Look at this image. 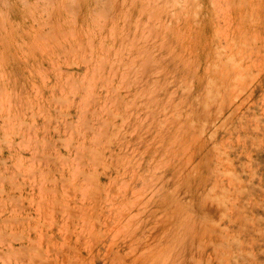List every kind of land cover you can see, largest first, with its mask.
<instances>
[{
	"label": "rangeland",
	"instance_id": "obj_1",
	"mask_svg": "<svg viewBox=\"0 0 264 264\" xmlns=\"http://www.w3.org/2000/svg\"><path fill=\"white\" fill-rule=\"evenodd\" d=\"M0 264H264V0H0Z\"/></svg>",
	"mask_w": 264,
	"mask_h": 264
},
{
	"label": "bare ground",
	"instance_id": "obj_2",
	"mask_svg": "<svg viewBox=\"0 0 264 264\" xmlns=\"http://www.w3.org/2000/svg\"><path fill=\"white\" fill-rule=\"evenodd\" d=\"M231 19H232V17H231ZM235 20V19H234ZM232 21V20H231ZM201 23L203 24V27L205 28L206 27V24H207V21H206V18H202L201 19ZM203 28V29H204ZM208 28V27H207ZM229 29V28H228ZM202 30V29H201ZM205 30H207V29H205ZM204 32V31H203ZM205 33V32H204ZM217 34V33H216ZM228 34V33H227ZM228 36H229V34H228ZM253 39V38H252ZM205 46V45H204ZM216 52V51H215ZM231 56V55H230ZM240 75V74H239ZM239 82V81H238ZM79 254V253H78ZM78 263V262H77Z\"/></svg>",
	"mask_w": 264,
	"mask_h": 264
}]
</instances>
